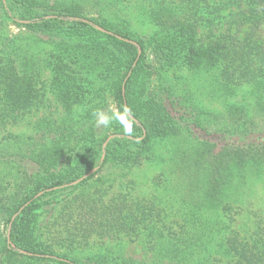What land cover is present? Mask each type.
<instances>
[{
	"label": "trees",
	"instance_id": "obj_1",
	"mask_svg": "<svg viewBox=\"0 0 264 264\" xmlns=\"http://www.w3.org/2000/svg\"><path fill=\"white\" fill-rule=\"evenodd\" d=\"M134 5L148 20L145 33L127 14ZM71 17L113 35L64 20ZM10 24L49 38L52 89L61 101L80 97L79 114L68 112L61 121L45 115L32 134L9 131L44 103L34 78L18 69L21 37L4 31ZM130 41L142 49L138 61ZM149 54L165 70L181 64L196 75L210 73L223 98L250 88L255 110L237 102L218 115L198 109L189 90L176 94L155 84ZM125 109L141 126L128 112L130 133L114 118L109 127L96 126L97 110L113 117ZM1 130L0 224L9 226L25 208L10 239L0 226V264H191L197 258L200 264H264V213L234 228L236 215L252 214L235 198V178H264V0H0ZM118 134L125 137L108 144L101 164L104 143ZM164 142L176 146L169 163L177 182L166 172L154 181L174 183L183 202L177 210L192 212L193 223L172 221L167 206L139 195L131 177L147 163L158 165ZM99 165L65 198L53 190ZM6 189L14 190L13 198ZM94 239L141 243L150 258L124 252L78 258Z\"/></svg>",
	"mask_w": 264,
	"mask_h": 264
},
{
	"label": "rangeland",
	"instance_id": "obj_2",
	"mask_svg": "<svg viewBox=\"0 0 264 264\" xmlns=\"http://www.w3.org/2000/svg\"><path fill=\"white\" fill-rule=\"evenodd\" d=\"M142 13L143 11L141 7H136L135 5L127 10V14L133 21V27L140 34L146 32L148 22ZM93 14L94 13H91V16ZM4 31H7L10 35H20L21 40L18 43V46L21 59L17 62L18 69L23 74L28 72L34 78L35 89L44 101L42 105L32 108L28 116L18 125L7 127L9 131L16 134H32L35 132L36 123L45 115H50V118L61 121L67 116L68 112L79 114L82 110V104L79 102L80 99L78 100L77 98L80 97L72 95L68 97L67 101H61V98L58 99L56 92L52 89V86L55 83L56 74L54 71L55 65L47 64L50 60L48 56L51 52L49 38L40 35L36 36L34 34H27L25 30H22L13 24H10L8 29H5ZM149 55L155 84H163V86L167 87L172 86L176 94H184L183 89L187 91L189 90L191 93V102L196 105L198 109L218 115L225 112L228 102L231 104L237 102L246 105L249 109H252L251 111L255 110L253 107L256 105H254V98L251 95L250 88L240 92L239 96L236 98L226 99L219 95L216 87L217 83L210 73L196 75L184 68L181 64H177L171 69L165 70L162 69L159 64L154 62L151 54ZM97 103L98 102H95L94 105H97ZM102 105L105 106L104 103ZM110 108L113 109L114 106L110 105ZM184 112L185 110L181 109V114ZM258 119V122L261 124V118L259 117ZM180 124L183 125V122H180ZM3 134H5V132L1 130L0 137ZM183 138V135H181L175 140L177 141V145L183 141ZM175 147V144L168 142L160 144L157 148V154L160 158L158 165L147 163L135 170L131 177L136 179L137 192L139 195L145 198L157 196L160 201L159 205L167 206L169 213L172 214L170 217L172 221L181 219L182 221L193 223L197 221V219L192 217V212L186 211L179 213L177 210L178 207L182 206L183 202L179 200V193L174 185L176 180L174 181L171 177L169 163L172 155L171 152L174 151ZM82 154L83 151L80 150L78 155H75L74 157L78 158ZM60 166H62V168L65 167L66 162H61ZM164 172H166L168 179L174 182L170 187H168V184L158 186L154 181L156 177L162 175ZM7 173L9 176H13L15 169L11 168ZM240 177L241 176L238 175L237 178H235L236 184L240 183V186L236 190L234 189V195L238 200L239 205H242L246 209L248 207L252 208V214L248 215V213H243L236 215L238 220H236L237 222L235 223L234 228H238L240 225L246 224V222L250 224L251 220L254 219V213H264V178H257L255 175H248V177L243 180ZM76 187L77 186L59 189L62 193L60 199L65 198ZM13 191V189L5 190V192L12 198L15 195L12 194ZM12 198L9 200H12ZM15 198H19V195ZM15 198L11 201V204H14L16 200ZM0 226L3 231L7 232L8 225L5 220H2ZM77 252H79L78 258L81 259L90 257L94 258L95 255H106L109 252H124L125 256L132 257L139 261L144 258H150V256L145 255L147 251L144 245L137 242H131L129 239H121L115 242L107 240L103 243H101L99 239H94L88 248L85 250H78ZM195 261L196 262L191 264H200L198 263V258Z\"/></svg>",
	"mask_w": 264,
	"mask_h": 264
},
{
	"label": "water",
	"instance_id": "obj_3",
	"mask_svg": "<svg viewBox=\"0 0 264 264\" xmlns=\"http://www.w3.org/2000/svg\"><path fill=\"white\" fill-rule=\"evenodd\" d=\"M50 18H51V17H47V19H50ZM62 19H63V18H62ZM64 20H66V21H71V22H72V21H77V22L80 21V22L88 23V24L92 25L95 29H97V30H99V31H101V32H103V33H108V34L113 35V33L109 32V31H106V30L103 29L102 27H100V26H98V25H96V24L90 22V21L87 20V19H82V18H72V17H71V18H64ZM35 21H38V20L36 19ZM19 22H20V23H24V24H28V23H30V21H19ZM130 42H131L132 44H134V45L137 47V50H138V58H137V61H138V60L140 59V57H141L142 49H141V47H140L136 42H134V41H130ZM136 63H137V62H136ZM136 63H135V65H136ZM135 65H134V66H135ZM130 75H131V73L129 74L128 77H130ZM124 93H125V84H124ZM128 114H129L130 118L133 119V120L137 123L138 126H141L140 122L137 121L129 111H128ZM122 137H125V136H124V135H119V134H118V135H110V136H109V138L106 140V142H105L104 145H103L104 153H103L102 159H101V161H100L101 164H102V163L104 162V160H105V156H106L105 150H106L108 144H109L112 140H114V139H116V138H122ZM99 168H100V165L94 167L93 169H91V170H90L88 173H86L82 178H80V179H78V180H76V181H74V182H72V183H70V184H66V185H64V186L54 188L53 190L65 189V188H71V187H74V186H78V185H80L82 182H84L85 180H87L88 178H90L93 174H95V173L99 170ZM50 191H51V190H48V192H50ZM40 195H41V194H40ZM24 208H25V206L22 207V208L19 210V212L16 213V214L13 216V218H12V222L9 224V226H8V230H7L8 239H10L11 230H12V226H13L14 221L16 220V218H17L19 215H21V213H22V211L24 210ZM14 250L26 254V252L23 251V250H19V249H16V248H14Z\"/></svg>",
	"mask_w": 264,
	"mask_h": 264
},
{
	"label": "clouds",
	"instance_id": "obj_4",
	"mask_svg": "<svg viewBox=\"0 0 264 264\" xmlns=\"http://www.w3.org/2000/svg\"><path fill=\"white\" fill-rule=\"evenodd\" d=\"M129 110L125 109L122 113L116 114L113 113V117H109L108 115L104 114L102 110H97L94 113L95 117V124L97 127H109L112 123L113 118L120 121L124 126L127 132H131V121L127 118V112Z\"/></svg>",
	"mask_w": 264,
	"mask_h": 264
}]
</instances>
